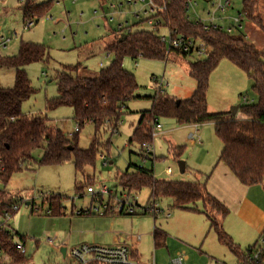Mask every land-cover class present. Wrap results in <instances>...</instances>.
Masks as SVG:
<instances>
[{
  "label": "rangeland",
  "instance_id": "374dc122",
  "mask_svg": "<svg viewBox=\"0 0 264 264\" xmlns=\"http://www.w3.org/2000/svg\"><path fill=\"white\" fill-rule=\"evenodd\" d=\"M194 1L198 4L196 11L205 19L202 9L207 13L206 6L201 0ZM254 1L255 12L264 25V0ZM46 3H50L49 7L40 16L31 18L29 21L32 25L27 27L28 21L21 13L25 5L19 6L15 0H0V38L5 44L4 48L0 45V55H16L21 43L44 49L43 62L30 64L24 69L33 94L22 104L21 112L45 117L49 125L56 126L68 136L74 134L76 129L72 109H47V102L57 96L56 73L65 67L80 65L85 68L86 75L95 77L100 69L113 61V56L105 49L116 38L120 39L115 33L119 24L131 33L150 31V28L147 23L134 17L139 6L128 7L125 0H37V3L30 5ZM100 4L105 7L104 14H112V21L109 17H103ZM111 4L114 10L107 9ZM242 6V0H233L227 11L229 19L217 23L229 25L231 19L242 12ZM240 25L241 30L236 34L264 55V32L245 18ZM160 33L165 34L163 30ZM194 60L197 58H177L164 62L125 58L122 67L135 77L138 88L133 98L125 103L126 110L118 122L117 132L112 127L105 128L95 139L94 128L90 124L78 132L79 149H88L96 140L97 153L93 165L84 169L83 173L76 172L71 162L59 166H40L37 163L43 151L35 149L30 170L15 174L6 186L0 183V191L5 195L3 202L13 199L18 206L16 212L0 208V216L3 211L11 215L7 222L1 220V229L11 236L12 244L23 242L26 251L23 264H68L69 260H64L56 251L61 245H65L67 251L82 244L112 246L117 236L125 239L133 253V260L139 264H152L153 260L155 264H171L173 257L180 252L186 255L187 264L236 263L234 255L219 243L210 228L212 220L221 228L222 234L235 244L226 231V217H219L220 208L217 206L206 204L207 213H193L175 209L171 200L162 198L156 201L160 213L155 217L141 211H137L136 215H125L124 211L121 215H102L96 212L98 202L92 198L105 189L112 198L103 195V203L113 202L114 196L121 200L128 196L130 203L134 201L144 208L149 198L147 189L128 194L117 185V176L130 165L152 171L154 179L165 181L191 182L194 180V170H204L208 164V154L213 155L218 150L211 124L179 125L173 119L160 118L162 133L155 134L151 141L154 162L151 159L143 162L140 148L127 145L141 113L152 109V98L157 92L176 100H185L192 95L195 82L189 77L188 63ZM14 75L13 69L0 68V87L11 88ZM251 86L243 71L229 61L221 60L209 77L206 96L208 111L217 113L226 108L228 113L232 107L254 102L256 97ZM190 134L194 135L192 142L189 140ZM198 139L202 144L197 143ZM104 143H108L107 152H103ZM178 149L182 154L176 159L174 153ZM180 161L187 167L184 174L178 171L177 162ZM167 168L173 172L170 178L164 174ZM87 188L93 189L94 195L88 194ZM26 203L30 206L27 207ZM49 203L58 206V210L53 208L48 215ZM195 207L202 210L200 203ZM77 212L89 213L78 215ZM154 231L163 235L162 244H154ZM136 236H140L139 242L133 239ZM46 238L56 239L53 246L45 243ZM239 249L243 251L245 247Z\"/></svg>",
  "mask_w": 264,
  "mask_h": 264
},
{
  "label": "trees",
  "instance_id": "16d2710c",
  "mask_svg": "<svg viewBox=\"0 0 264 264\" xmlns=\"http://www.w3.org/2000/svg\"><path fill=\"white\" fill-rule=\"evenodd\" d=\"M186 1L154 0V3L158 7H164L157 17L173 37L200 41L209 51L205 58L188 63L189 77L195 82L194 92L185 100H176L157 92L152 98V109L141 113L127 145L138 146L140 152L143 145H151L152 126L160 118L173 119L179 125L212 124L221 145L218 162L225 165L243 187L257 186L264 176V55L236 33L205 31L201 24L187 21ZM49 5L50 3L36 6L25 4L21 13L29 21ZM242 5V12L239 13L241 19L253 22L264 32L262 19L255 12L256 2L242 0ZM105 51L113 56V61L100 69L95 77L86 75L85 68L80 65L65 67L57 72V96L47 102V109L50 111L60 107L72 109L78 132L90 124L94 128L95 139L105 128L112 127L117 132L118 122L126 110L125 103L133 98L138 88L135 77L122 67L125 58L163 62L187 58L177 51L168 50L150 31H136L121 40L116 38ZM44 57V49L30 43H21L14 56L0 55V68L15 71L13 86L0 87V183L3 186L15 174L31 169L34 163L32 152L35 149L43 151L37 163L40 166H59L71 162L76 172L83 173L95 160V139L88 149H79L78 132L68 138L56 126L49 125L45 117L24 115L21 112L22 104L33 94L24 69L30 64L43 62ZM221 60H227L243 71L252 83L251 89L256 100L239 106L242 119L207 110L209 77ZM104 151H108V143L105 144ZM181 154L182 151L178 149L174 157L179 159ZM140 156L143 157L142 152ZM116 181L128 194H135L145 188L149 192L148 200L166 198L171 200L175 209L207 213L205 205L209 204L220 208L219 217L225 218L228 214L227 209L207 192L205 183L156 180L152 171L132 165L118 175ZM77 191L80 192V189ZM4 198V192L0 191V208L10 210L16 202L9 199L4 203ZM197 203L202 205L201 211L195 207ZM48 207L50 212L53 208L58 210L55 204L53 206L49 203ZM210 228L219 243L236 260H241L243 252L222 234L221 228L212 220ZM153 239L155 245L164 241L163 235L157 231H154ZM0 251L8 255L13 264H23L26 261L15 251L11 236L1 226Z\"/></svg>",
  "mask_w": 264,
  "mask_h": 264
},
{
  "label": "built area",
  "instance_id": "2783aa9c",
  "mask_svg": "<svg viewBox=\"0 0 264 264\" xmlns=\"http://www.w3.org/2000/svg\"><path fill=\"white\" fill-rule=\"evenodd\" d=\"M53 1V0H49ZM204 6L207 8V13L205 14V19H203L200 14L196 11L198 4L194 0L186 1V19L187 21L194 22L196 24H201L203 30H220L225 31L227 33H236L241 30V16H238L234 19H231L229 25H221L218 24L217 21H224L225 19H229L227 17V11L230 10L232 6L233 0H201ZM15 2L20 5L37 3V0H15ZM125 4L129 6H139V10L134 13V17L137 20L147 23L150 28V32L156 36L161 44H163L168 50L177 51L178 53L184 55L187 58L196 57L197 59H203L208 55V49L206 46L200 42L195 41L190 38H184L181 36L173 37L169 30L163 26V23L157 14L164 10V7H158L154 0H125ZM122 4L119 5L121 7ZM100 9L102 14L105 13L103 9V5L100 4ZM105 8V7H104ZM109 10H114V5H109L107 7ZM112 14H104V18L109 17L110 21ZM27 27L32 25V22L28 21L26 23ZM164 31L165 34L160 33V31ZM116 36L121 37L122 35H128L131 32L123 28L122 25L117 26ZM121 35V36H120ZM119 39V38H118ZM0 45L4 48L5 44L0 38ZM99 67H102V64H99ZM246 101V99H244ZM78 132V128L76 127L74 134ZM162 127L158 121V123H153L152 126V136L155 134H161ZM74 134H69L67 137L71 138ZM189 140L192 142L194 140V135H189ZM142 152V161L145 162L151 159L153 162L155 161L154 151L151 145H143L141 148ZM105 164V163H104ZM164 174L168 176V178L172 177L173 172L170 168H167L164 171ZM88 194L94 195L93 189H86ZM103 195H107L108 198H112L109 191L102 189L101 193L94 195L92 198L94 201L98 202V209L96 212L102 215H121L124 211L125 215H136L137 211H141L142 214H149L152 217H155L160 213V210L156 204V200H148L147 204L144 208H141L133 201V203L129 202V197L126 196L125 199L118 198V196H114L113 202L108 201L107 203H103ZM29 204V203H28ZM32 205V204H31ZM30 206V204H29ZM11 211H18V206L14 205L11 208ZM89 212H77L80 214H88ZM46 214H50L48 210ZM9 212H4L0 216V222L2 219L4 221H8L10 218ZM0 226L2 227L1 223ZM136 242H139L140 236L133 237ZM55 238H46L45 243L53 246L55 243ZM15 251L20 255L24 256L26 254L25 247L22 243H16L14 245ZM241 260H236L235 264H264V232L259 236L257 242L249 246L248 248L242 251ZM65 260H69L68 264H139L136 263L133 259V253L130 251L129 247L126 245L125 239L122 236H117L116 241L112 246H98L95 244H82L75 248L70 249L65 252ZM187 257L184 253H177L171 264H187ZM0 264H13L11 258L0 251ZM154 263V260L152 261ZM222 264V263H215Z\"/></svg>",
  "mask_w": 264,
  "mask_h": 264
},
{
  "label": "crops",
  "instance_id": "0c3cea01",
  "mask_svg": "<svg viewBox=\"0 0 264 264\" xmlns=\"http://www.w3.org/2000/svg\"><path fill=\"white\" fill-rule=\"evenodd\" d=\"M238 109L234 117L242 119ZM219 112L227 113V110L226 108L220 109ZM197 143L202 144L200 139ZM220 153L221 145L218 141V150L213 155L208 154L210 155L206 159L208 164L205 165L203 171L196 170L195 172L194 170L192 173L194 180L191 182L205 183L207 192L227 209L228 214L224 220L226 231L237 248L245 247L246 249L254 245L264 232V176L261 184L248 188L243 187L227 167L218 162ZM186 170L185 166V172ZM115 241L116 238L113 239V243ZM62 248L66 250V246L61 245L56 250L57 253ZM62 258L65 260L64 257Z\"/></svg>",
  "mask_w": 264,
  "mask_h": 264
},
{
  "label": "water",
  "instance_id": "95a60500",
  "mask_svg": "<svg viewBox=\"0 0 264 264\" xmlns=\"http://www.w3.org/2000/svg\"><path fill=\"white\" fill-rule=\"evenodd\" d=\"M124 38H125V35H122L119 40L124 39ZM237 109H238V106L232 107L230 109V111L228 112V115H229L230 118H233L235 116V114L237 112ZM177 166H178L179 173L180 174H184V172H185V163L181 162V161L177 162ZM26 206L28 207L29 204L26 203ZM65 252H66L65 248H62L59 251V253L61 254L62 257H65Z\"/></svg>",
  "mask_w": 264,
  "mask_h": 264
}]
</instances>
